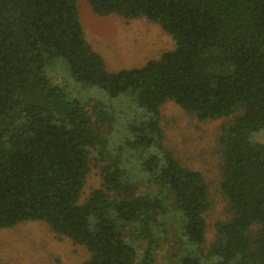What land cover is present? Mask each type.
<instances>
[{
	"label": "trees",
	"instance_id": "obj_1",
	"mask_svg": "<svg viewBox=\"0 0 264 264\" xmlns=\"http://www.w3.org/2000/svg\"><path fill=\"white\" fill-rule=\"evenodd\" d=\"M86 2L98 17L159 25L174 48L109 72L85 39L77 0H0V230L44 222L85 247L81 264H154L171 204L184 218L176 264H264V0ZM59 58L75 83L111 99L133 96L137 109L96 102L89 111L70 99L46 74ZM167 101L200 121L233 117L219 137L230 217L215 224L207 251L208 189L163 146ZM110 126L130 136L124 146L147 153L135 177L108 155L102 131ZM91 156L109 162L101 187L82 201ZM128 236L144 245L141 253Z\"/></svg>",
	"mask_w": 264,
	"mask_h": 264
},
{
	"label": "rangeland",
	"instance_id": "obj_2",
	"mask_svg": "<svg viewBox=\"0 0 264 264\" xmlns=\"http://www.w3.org/2000/svg\"><path fill=\"white\" fill-rule=\"evenodd\" d=\"M77 4L85 39L102 57L109 72L140 68L174 48L172 38L163 32L159 25L146 19L98 17L91 12L86 0H77ZM46 74L54 84L65 90L70 99L88 105L89 111L90 106L96 102L105 105L109 111L137 109L133 96L122 95L117 99H111L103 91L72 81L69 78L67 64L61 58L54 60L46 69ZM232 119L233 117L200 121L171 101H167L160 108L164 148L169 150L183 167L199 172L208 189L210 208L205 214L206 233L202 246L204 251H207L215 240V224L230 217L228 204L220 190L222 145L219 137L220 128ZM115 129L114 126H110L107 129L104 127L102 131L108 155L116 157L122 164L127 162L128 166L125 168L128 175L135 177L138 173L136 166L145 160L147 153L124 146L130 136L124 132H116ZM257 139L264 141V132L259 133ZM108 162V159L99 162L91 156L82 201L93 190L101 187V168ZM140 188L139 192L149 191L147 187ZM161 192L168 194L166 188ZM161 219L165 224L163 230L166 231L167 240L156 249L154 264H176L178 253L174 242L181 230V224L182 226L184 224V218L173 210L170 204ZM127 239L134 243L139 253L143 251L144 245L141 242L129 236ZM181 254L182 252H179V255ZM88 257L89 253L85 247L74 245L67 239L56 236L44 222H26L14 228L0 230V264H81Z\"/></svg>",
	"mask_w": 264,
	"mask_h": 264
},
{
	"label": "bare ground",
	"instance_id": "obj_3",
	"mask_svg": "<svg viewBox=\"0 0 264 264\" xmlns=\"http://www.w3.org/2000/svg\"><path fill=\"white\" fill-rule=\"evenodd\" d=\"M125 42V41H124Z\"/></svg>",
	"mask_w": 264,
	"mask_h": 264
}]
</instances>
